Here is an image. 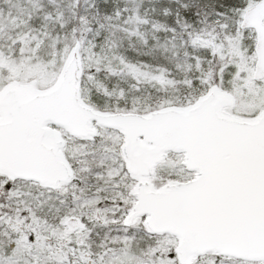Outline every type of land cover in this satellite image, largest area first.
I'll return each instance as SVG.
<instances>
[{
	"label": "snow or ice",
	"instance_id": "1",
	"mask_svg": "<svg viewBox=\"0 0 264 264\" xmlns=\"http://www.w3.org/2000/svg\"><path fill=\"white\" fill-rule=\"evenodd\" d=\"M0 264H264V0H0Z\"/></svg>",
	"mask_w": 264,
	"mask_h": 264
}]
</instances>
